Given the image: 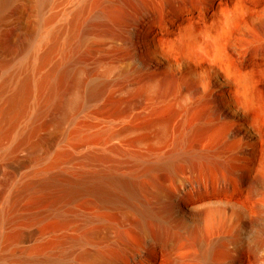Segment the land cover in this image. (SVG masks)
I'll use <instances>...</instances> for the list:
<instances>
[{
  "label": "bare ground",
  "instance_id": "1",
  "mask_svg": "<svg viewBox=\"0 0 264 264\" xmlns=\"http://www.w3.org/2000/svg\"><path fill=\"white\" fill-rule=\"evenodd\" d=\"M10 9L22 37L0 79V162L16 175L0 264H263L264 0H0V23ZM78 70L83 109L121 91L126 120L170 109L169 133L155 121L164 134L138 150L92 142L112 121L84 125L21 171Z\"/></svg>",
  "mask_w": 264,
  "mask_h": 264
},
{
  "label": "rangeland",
  "instance_id": "2",
  "mask_svg": "<svg viewBox=\"0 0 264 264\" xmlns=\"http://www.w3.org/2000/svg\"><path fill=\"white\" fill-rule=\"evenodd\" d=\"M6 20L0 23V79L7 80L8 78V70L11 67L13 61L17 58L16 54L19 52V45L16 42V38H21V33L17 30L15 21L17 20V13L13 12L11 9L6 10ZM26 15V14H25ZM29 16V15H27ZM32 15H30V20L32 21ZM21 43V42H20ZM19 43V44H20ZM81 68V67H80ZM113 73L110 74L112 76ZM85 85V76L81 70H78L73 74L69 85L65 89L64 93L61 96L59 103L56 105L54 109L55 115L53 116V124L50 127L42 130L41 137L51 138L50 144L45 147H40L38 149H34L31 151H26L20 154L19 160L22 162L21 171H29L32 167V164L37 162L38 160L45 159L48 163H51L54 158V154L56 155L60 148L58 146L60 139L64 135V133H69L72 130L79 128L81 126H93L94 124L105 123L106 121H112L114 124L112 133L106 137H97L92 139V142H104L102 144H106L108 146L123 148V147H131L138 150L148 149L151 141L157 134H164V131H160V129H156L154 126L157 124L156 122L163 124L165 127V132L169 129L167 127L168 123L171 120L172 111L170 109L159 110L160 113L156 117L149 118H141L140 121L125 119L128 110L129 97L125 95L121 91H106L100 100L96 103L94 107L83 109L82 101L84 98L83 87ZM170 118V119H169ZM70 119V120H69ZM169 119V120H167ZM74 120V121H72ZM150 120L154 123L150 125ZM70 121V122H68ZM137 121V122H136ZM156 121V122H155ZM153 127L151 129V127ZM150 128V129H148ZM48 129V131H47ZM66 129V130H65ZM157 131H156V130ZM44 132V133H43ZM153 132V133H152ZM155 132V134H154ZM46 133V135H45ZM169 131L165 134H168ZM45 136H44V135ZM154 137H152V136ZM151 137V138H150ZM151 141L149 142V140ZM148 142H147V141ZM147 144L145 146L144 144ZM147 142V143H146ZM143 144V145H142ZM83 142L74 141L73 147L76 152L83 150ZM52 146L50 150L46 153L45 148ZM77 148V149H76ZM57 152V153H56ZM68 157V156H67ZM114 159V158H113ZM31 162V163H30ZM2 163L0 162V165ZM67 165V164H66ZM23 168V169H22ZM120 171V170H119ZM11 169L7 166L2 168L0 166V203L2 198L5 196L7 189L11 182L13 181V175ZM138 184L140 188H144V182L141 178L138 179ZM8 186V187H7ZM7 188V189H6ZM68 210L78 211L80 213H88L92 210L91 205L85 202H77L73 206L67 208ZM96 225V224H94ZM41 228V226H39ZM37 228V229H39ZM32 225L24 226L23 234L27 237L32 230ZM27 234V235H26ZM261 243L264 245V238ZM27 244H22L17 248L26 247ZM16 248V249H17ZM18 253V252H17ZM222 264H255L250 259H239L233 263H230L227 256L222 255ZM264 264V263H263Z\"/></svg>",
  "mask_w": 264,
  "mask_h": 264
}]
</instances>
